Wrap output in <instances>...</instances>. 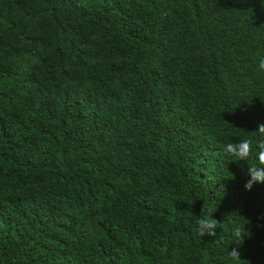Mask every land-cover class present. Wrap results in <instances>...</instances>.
Masks as SVG:
<instances>
[{"label":"trees","instance_id":"obj_1","mask_svg":"<svg viewBox=\"0 0 264 264\" xmlns=\"http://www.w3.org/2000/svg\"><path fill=\"white\" fill-rule=\"evenodd\" d=\"M260 58L264 0H0V264H264Z\"/></svg>","mask_w":264,"mask_h":264},{"label":"clouds","instance_id":"obj_2","mask_svg":"<svg viewBox=\"0 0 264 264\" xmlns=\"http://www.w3.org/2000/svg\"><path fill=\"white\" fill-rule=\"evenodd\" d=\"M257 70L264 72V58L258 60ZM256 130L261 136H264V123L259 124ZM257 149L258 164L247 168L248 179L244 184L246 190H251L254 184H264V140H260L257 143ZM223 153L237 157V161L247 160L252 154V141L250 139H243L236 143H228L223 147ZM197 226V232L200 236L204 237L206 234L216 236L215 230L218 226V221L216 219L201 218L197 221ZM234 235L239 237L241 235L240 230L236 229ZM229 256L238 260L240 252L237 248H233L229 252Z\"/></svg>","mask_w":264,"mask_h":264}]
</instances>
